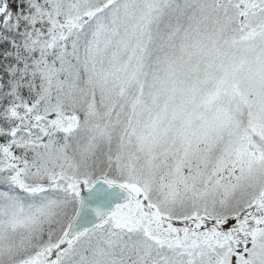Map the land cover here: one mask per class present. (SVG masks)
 I'll return each instance as SVG.
<instances>
[{"label": "snow or ice", "instance_id": "1", "mask_svg": "<svg viewBox=\"0 0 264 264\" xmlns=\"http://www.w3.org/2000/svg\"><path fill=\"white\" fill-rule=\"evenodd\" d=\"M0 264H264V0H0Z\"/></svg>", "mask_w": 264, "mask_h": 264}]
</instances>
